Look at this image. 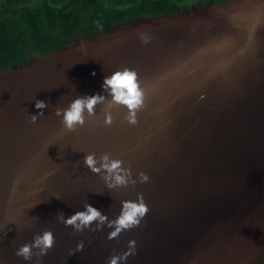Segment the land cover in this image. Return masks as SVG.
Here are the masks:
<instances>
[{
  "label": "water",
  "instance_id": "water-1",
  "mask_svg": "<svg viewBox=\"0 0 264 264\" xmlns=\"http://www.w3.org/2000/svg\"><path fill=\"white\" fill-rule=\"evenodd\" d=\"M125 67L146 93L138 124L115 108L106 126L101 104L65 132L56 108L79 96L111 99L103 81ZM36 100L48 107L29 123ZM93 152L149 182L108 189L83 164ZM140 193L149 212L117 239L107 226L75 232L57 219L89 203L112 220ZM45 230L55 245L40 264H105L131 240L136 254L121 264L264 262V0L138 16L0 69V264H37L15 252ZM80 241L84 250L71 255Z\"/></svg>",
  "mask_w": 264,
  "mask_h": 264
},
{
  "label": "clouds",
  "instance_id": "clouds-1",
  "mask_svg": "<svg viewBox=\"0 0 264 264\" xmlns=\"http://www.w3.org/2000/svg\"><path fill=\"white\" fill-rule=\"evenodd\" d=\"M140 39L143 43L150 42L151 37L145 33H140ZM95 75V73H93ZM102 88L111 99L101 94L79 96L75 98L67 108H56L55 116L61 117V127L65 132H75L78 127L86 124L87 117L96 116V108L98 105L106 104L104 111V123L106 126L113 124L112 109L126 108L125 120L129 125L138 124V113L143 109L146 101V93L138 80V73L130 68H123L113 72L110 76L105 77ZM48 104L44 100H36L35 108L39 110L37 114H29V123H36L40 117L44 116V110ZM83 164L91 172L100 174L108 189L135 187L139 183H147L150 180L149 175L140 172L138 178L134 179L131 168L124 167V162L119 159H112L109 153H104L97 157L96 153H89L83 157ZM59 199V197H56ZM122 208L120 214L112 220L107 215L101 213L100 210L86 203L83 211H77L70 217H65L61 212L57 215L60 223L66 227H72L75 232H83L85 229L92 231H102L105 226L112 230L108 234V239H117L125 230H131L138 227L141 221L148 214L149 208L144 200L143 193L138 194L137 201L124 200L121 202ZM96 222L95 228H92ZM55 245L54 233L45 230L42 234H37L31 243L21 245L15 252L17 257H22L26 261H31L33 257H37V264L48 254ZM135 240L129 241L128 251L121 255L110 256L105 264H121L126 262L130 256L136 254ZM84 242L80 241L76 249L70 253L82 252L84 250ZM37 251H33V250Z\"/></svg>",
  "mask_w": 264,
  "mask_h": 264
},
{
  "label": "trees",
  "instance_id": "trees-1",
  "mask_svg": "<svg viewBox=\"0 0 264 264\" xmlns=\"http://www.w3.org/2000/svg\"><path fill=\"white\" fill-rule=\"evenodd\" d=\"M202 1L206 0H0V69L71 44L79 34Z\"/></svg>",
  "mask_w": 264,
  "mask_h": 264
}]
</instances>
